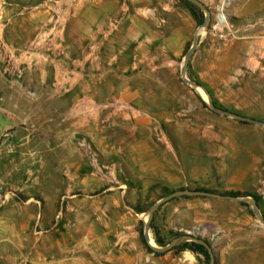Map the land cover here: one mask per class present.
<instances>
[{
  "label": "rangeland",
  "instance_id": "rangeland-1",
  "mask_svg": "<svg viewBox=\"0 0 264 264\" xmlns=\"http://www.w3.org/2000/svg\"><path fill=\"white\" fill-rule=\"evenodd\" d=\"M197 1L204 27L180 0H0V108L6 95L40 115L0 119V264H204L145 248L150 207L180 190L260 195L245 175L253 125L212 112L180 70L199 29L186 78L217 108L264 116V0ZM50 100L82 127L49 131ZM152 220L164 246L187 235L216 264H264L247 203L180 196ZM148 242L164 247L151 228Z\"/></svg>",
  "mask_w": 264,
  "mask_h": 264
},
{
  "label": "crops",
  "instance_id": "crops-1",
  "mask_svg": "<svg viewBox=\"0 0 264 264\" xmlns=\"http://www.w3.org/2000/svg\"><path fill=\"white\" fill-rule=\"evenodd\" d=\"M76 75L81 79L80 72L78 73L77 71ZM73 86H75V88H80L82 86L81 80L79 81L78 78H76V82L74 85H64L65 91L72 89ZM55 90L56 89L52 87L49 89L50 97H53V95H55ZM60 102L61 101L57 102L55 100H50V107L52 110L50 111V115H48V117L46 118L47 122L49 123L47 129L54 133H66L65 130L66 126L68 127V124L70 127L72 126L81 128L82 123L81 120L77 118V116H66L63 113L56 111L58 107L62 106L61 104H59ZM1 104L0 119L3 123L30 124L33 119L40 117V115L37 114V111L28 109V104L27 106H25L23 103H11L9 100V96L4 95L2 97ZM53 111H55L56 113H52ZM261 114H264V107L261 108ZM255 118V120L264 122V116ZM251 130L253 131V140H256L253 143L257 144V151L254 149L252 150V152H250L249 156L248 154H246L247 161H250L251 167L245 170V175H248L252 179L251 184L257 189V193L262 195L260 200L264 203V126L253 125V128H251Z\"/></svg>",
  "mask_w": 264,
  "mask_h": 264
},
{
  "label": "water",
  "instance_id": "water-1",
  "mask_svg": "<svg viewBox=\"0 0 264 264\" xmlns=\"http://www.w3.org/2000/svg\"><path fill=\"white\" fill-rule=\"evenodd\" d=\"M185 1L196 6L199 10H201L204 13V20L201 24V27L206 26V24L208 22L209 14H208V11L205 8V6L202 5L201 3H199L197 0H185ZM198 32H199V29L194 32L190 48L188 49V51L186 52V54L183 58V62H182L181 70H180V76H181L182 81L184 83H186L187 85L193 87L194 89H200L202 91V93L207 98V105L212 112H214L218 115H222L225 117L235 119V120L243 122V123H248V124L257 125V126H264V122H261V121H258V120L252 119V118L244 117V116L229 112V111L224 110V109L217 108L214 105L210 94L208 93L207 89L204 86L199 85L196 82L188 80L186 78L187 65H188V62H189V59H190L192 53L194 52V50L196 48V44L198 41V38H197ZM180 196H204V197H211V198H216V199H220V200H231V201L238 202V203H247L250 205L252 212H253L254 216L257 218V220L259 221V223L264 226V218L261 215V213L259 212L255 201L251 197L237 198V197H233L230 195L214 194L212 192H206V191H200V190H180V191L172 192L171 194H169V195L163 197L162 199L158 200L157 202H155L150 207V209L148 211L147 219H146L144 226H143V238H144L148 248L154 253H157V254L163 253V252L177 246L179 243H182V242L183 243L184 242H195V243L203 245L205 247V249L207 250L208 255H209V260H210L209 264H216L215 259H214L213 254H212L211 246L209 244H207V242H205L204 240L199 239V238H195V237L187 236V235L179 236V237H176L173 240H171L163 248H156V247L149 244V242H148V231L150 229V223L153 219L154 212L162 204L170 201L173 198L180 197Z\"/></svg>",
  "mask_w": 264,
  "mask_h": 264
},
{
  "label": "trees",
  "instance_id": "trees-1",
  "mask_svg": "<svg viewBox=\"0 0 264 264\" xmlns=\"http://www.w3.org/2000/svg\"><path fill=\"white\" fill-rule=\"evenodd\" d=\"M180 1L184 2L188 7L193 8V9H195L196 11H198L199 13H201L199 9H197L195 6H193V5L190 4L189 2H187V1H185V0H180ZM197 84H198V83H197ZM198 190L209 192V191H207V190H203V189H198ZM226 195H230V196H233V197H239V196H240V194H239L238 192H231V193H228V194H226ZM246 196H250V197L255 201V203H256L257 206H258V202H259V200H260V197H259L258 195H246ZM242 205H246V204H242ZM150 228H151V229L153 230V232H154L156 243H157L159 246H164V240L159 236V230L153 225V220H152L151 223H150ZM141 235H142V234H141ZM141 241H142V243L144 244L145 248H146L149 252H151V253H153V254H155V255H160V254H157V253L152 252V251L148 248V246H147V244H146V242H145V240H144L143 237H141ZM205 242H206V241H205ZM207 244H208V242H207ZM171 250H173V252H175V253H180V252H183V251L190 252V253L193 254L197 259L202 260V262H203L204 264H208L209 261H210V260H209L208 252H207V250L205 249V247H204L203 245L198 244V243H195V242H184V243H182V244H180V245H177V246L171 248Z\"/></svg>",
  "mask_w": 264,
  "mask_h": 264
},
{
  "label": "built area",
  "instance_id": "built-area-1",
  "mask_svg": "<svg viewBox=\"0 0 264 264\" xmlns=\"http://www.w3.org/2000/svg\"><path fill=\"white\" fill-rule=\"evenodd\" d=\"M54 39V40H53ZM60 39V37L59 38H55V36H50L49 38H47V40H46V42H50V43H52V42H57L58 40ZM56 40V41H55ZM0 51H2V52H6V54L8 55V56H6L5 57V59L7 60V58L9 57V55H11V54H8L9 52H8V47H7V45L5 44V42L3 41V39H2V36H0ZM8 60H9V58H8ZM19 66H14V67H12V70H14L15 68H18Z\"/></svg>",
  "mask_w": 264,
  "mask_h": 264
},
{
  "label": "bare ground",
  "instance_id": "bare-ground-1",
  "mask_svg": "<svg viewBox=\"0 0 264 264\" xmlns=\"http://www.w3.org/2000/svg\"><path fill=\"white\" fill-rule=\"evenodd\" d=\"M91 66V65H90ZM150 243V242H149Z\"/></svg>",
  "mask_w": 264,
  "mask_h": 264
}]
</instances>
